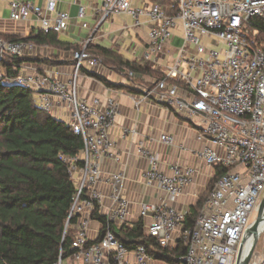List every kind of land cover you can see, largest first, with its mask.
<instances>
[{
	"label": "built area",
	"instance_id": "1",
	"mask_svg": "<svg viewBox=\"0 0 264 264\" xmlns=\"http://www.w3.org/2000/svg\"><path fill=\"white\" fill-rule=\"evenodd\" d=\"M74 3L80 24L89 28L85 6L80 0ZM9 6L13 21L34 16L44 33H62L69 27L70 15L57 11V0H45L44 6L10 0ZM112 14L131 15L135 27L147 17L150 44L139 61L153 62L163 77L144 88V95L184 116L197 115L198 138L210 144L198 150L197 158L215 168L216 174L222 169L189 226V212L180 209L177 200L198 168L174 163L163 170L159 153L141 144L139 151L148 161L142 179L160 193L155 201L141 202L140 216L151 219L143 223L144 234L162 248L182 243L186 252L177 258L180 264H235L251 213L264 196V0H168L166 5L140 7L133 6L132 0H103L101 20ZM179 25L184 43L173 55L167 46ZM98 27L72 52L70 78L32 70L19 71L8 81L34 92L39 107L84 139L80 154H61L76 187L65 227L73 242L70 254L61 252L54 264H151L153 257L144 245L130 249L114 230L132 227L125 175L103 169L106 162L120 160L111 137L119 105L112 97L80 98L77 90L83 62L90 67L104 65L102 56L89 51ZM34 48L32 42L0 36V63ZM127 75L133 80L134 70ZM159 136L162 143L174 144L172 134ZM94 222L99 227L92 237Z\"/></svg>",
	"mask_w": 264,
	"mask_h": 264
},
{
	"label": "crops",
	"instance_id": "2",
	"mask_svg": "<svg viewBox=\"0 0 264 264\" xmlns=\"http://www.w3.org/2000/svg\"><path fill=\"white\" fill-rule=\"evenodd\" d=\"M33 1L41 6L45 0ZM86 8V22L89 28H84L77 17L79 8L74 0H57L56 9L59 12L67 11L70 15L69 27L62 33H57V42L38 44L32 38L41 32L39 22L34 16L27 21H13L11 19L10 0H0V35L8 38L31 39L35 48L22 55L19 71L37 70L41 73H51L62 78H70L74 73V60L72 52L81 46L91 29H98L93 38L90 52L99 55L101 49L106 48L116 53L124 60L136 61L138 65L148 68L146 72H135V78L129 79L127 69L119 62L111 61L103 66L90 67L86 62L80 69L77 80V90L80 98L92 100L95 97L105 99L115 98L119 105L116 123L111 129V137L117 142L120 154L119 162L108 161L103 165L104 170H120L125 175V195L132 202V226L142 221L148 224L150 218L140 216L141 202L155 201L160 195L154 186H148L142 179V173L148 167L147 159L140 153L139 147L143 144L160 155V168L168 170L174 163L195 165L198 168L194 181L189 185L183 195L177 200L180 209L190 212L199 202V198L210 188L215 179L216 169L197 158L198 150L210 146L209 142L198 138L201 129L199 117L184 116L165 105L157 104L153 99L145 97L144 88L151 87L158 79L163 77L158 73L151 61H139L142 54L150 44L148 30L150 22L147 17L141 20L143 24L135 27L133 24L121 22L126 14H112L111 17L101 20L103 0H80ZM168 4V0H132L135 7L144 4ZM55 16V13L52 15ZM133 19V18H132ZM134 22V21H133ZM174 36L168 42L167 50L175 54L184 43L181 25L174 31ZM176 44V46H173ZM163 64L167 61L161 59ZM152 63V65H151ZM120 64V65H119ZM63 121V120H61ZM64 122V121H63ZM170 133L174 136V144L167 145L159 140L161 133ZM107 191L108 187L103 186ZM105 203L109 205L108 198ZM91 236L95 237V230L99 227L93 223ZM95 232V233H94ZM178 245L166 249H174ZM151 264H180L175 260H166L152 255Z\"/></svg>",
	"mask_w": 264,
	"mask_h": 264
},
{
	"label": "trees",
	"instance_id": "3",
	"mask_svg": "<svg viewBox=\"0 0 264 264\" xmlns=\"http://www.w3.org/2000/svg\"><path fill=\"white\" fill-rule=\"evenodd\" d=\"M32 39L38 44L54 43L57 33L41 31ZM99 54L107 64L111 60L127 69H148L106 48ZM21 58L1 62L5 73L0 76V264H54L61 252L70 254L73 242V237L65 234V227L76 187L61 154H80L84 139L39 107L34 92L8 81L19 72ZM221 173L218 168L215 179ZM207 195L191 208L187 225L194 224ZM95 218L103 219L99 215ZM114 230L128 248L142 244L151 256L167 261L177 260L186 252L182 243L174 249L160 247L155 238L144 234L142 221L128 229Z\"/></svg>",
	"mask_w": 264,
	"mask_h": 264
},
{
	"label": "water",
	"instance_id": "4",
	"mask_svg": "<svg viewBox=\"0 0 264 264\" xmlns=\"http://www.w3.org/2000/svg\"><path fill=\"white\" fill-rule=\"evenodd\" d=\"M263 208H264V196L258 202V204L256 205V207L254 208V210L251 213L249 223L245 229V235H244V237H243V239H242V241L238 247L239 250H238V254H237L235 264H249L254 253L256 252V249H257L256 246L258 244L260 234L262 233L258 230V222H259V218L261 216L260 214H261V211ZM251 236L254 237V242H253V245H252L251 249L249 250V252L247 254H245V246H246V243H247L249 237H251Z\"/></svg>",
	"mask_w": 264,
	"mask_h": 264
},
{
	"label": "rangeland",
	"instance_id": "5",
	"mask_svg": "<svg viewBox=\"0 0 264 264\" xmlns=\"http://www.w3.org/2000/svg\"><path fill=\"white\" fill-rule=\"evenodd\" d=\"M121 17H122L121 22L133 24V19H132L131 15L126 14V15L121 16ZM173 46H176V44H173ZM151 65H152V63H151ZM155 70H157L156 67H155ZM156 72L158 73L157 75L159 77L160 76L159 71L157 70ZM4 73H5V68L2 66V63H0V75L3 76ZM214 182H215V179L210 183V186L214 185ZM209 192H210V188L207 189V191L203 194V196L209 194ZM69 233H71V232H69ZM256 248H257L256 252L254 253L249 264H264V232H262L260 234L259 241H258Z\"/></svg>",
	"mask_w": 264,
	"mask_h": 264
},
{
	"label": "bare ground",
	"instance_id": "6",
	"mask_svg": "<svg viewBox=\"0 0 264 264\" xmlns=\"http://www.w3.org/2000/svg\"><path fill=\"white\" fill-rule=\"evenodd\" d=\"M260 215L261 216H260L259 222H258V230L260 232H264V208L262 209ZM253 242H254V237L253 236L249 237V239L246 243V246H245V254H247L249 252V250L251 249V247L253 245Z\"/></svg>",
	"mask_w": 264,
	"mask_h": 264
}]
</instances>
